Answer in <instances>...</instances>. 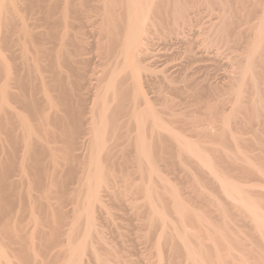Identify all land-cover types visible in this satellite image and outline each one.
<instances>
[{"label":"bare ground","instance_id":"6f19581e","mask_svg":"<svg viewBox=\"0 0 264 264\" xmlns=\"http://www.w3.org/2000/svg\"><path fill=\"white\" fill-rule=\"evenodd\" d=\"M262 258L264 0H0V264Z\"/></svg>","mask_w":264,"mask_h":264},{"label":"rangeland","instance_id":"374dc122","mask_svg":"<svg viewBox=\"0 0 264 264\" xmlns=\"http://www.w3.org/2000/svg\"><path fill=\"white\" fill-rule=\"evenodd\" d=\"M208 17H209V16H208ZM208 17L206 16L205 18H208ZM208 19H209V18H208ZM252 19H253V18H252ZM206 20H207V19H206ZM253 21H254V19H253ZM232 49H233V48H231V50H232ZM231 50H229V51H231ZM231 52H232V51H231ZM229 53H230V52H229ZM230 54H231V53H230ZM231 55H232V54H231ZM99 69H100V68H99ZM197 73L199 74V72H197ZM197 73L195 72V74H194V75H195V78H198V77H199V76L197 75ZM197 76H198V77H197ZM201 99H202V98H201ZM201 99H197L198 101H196V100L194 101V102H195V103H193V104H194V107H195V105H196V107H197L198 104H196V103H197V102L200 103V102H201ZM202 101H203V100H202ZM206 101H207V100L204 99V101H203L204 104L206 103ZM180 102L183 104L185 101H182V100H181ZM203 102H202V105H204ZM184 105H185V104H184ZM181 106H182V105H181ZM198 106H199V105H198ZM200 106H201V104H200ZM257 250H258V249H256V251H257ZM259 251H260V250H258L257 253H259ZM252 253L254 254V253H256V252L253 251ZM252 253H251V254H252ZM258 255H259V254H258ZM252 256H253V255H252ZM262 259H263V261H264V258H262ZM262 259H260L261 263H263Z\"/></svg>","mask_w":264,"mask_h":264}]
</instances>
